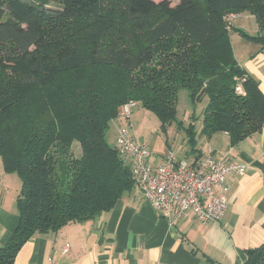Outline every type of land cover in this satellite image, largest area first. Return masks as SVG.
I'll list each match as a JSON object with an SVG mask.
<instances>
[{"label":"trees","instance_id":"16d2710c","mask_svg":"<svg viewBox=\"0 0 264 264\" xmlns=\"http://www.w3.org/2000/svg\"><path fill=\"white\" fill-rule=\"evenodd\" d=\"M229 12L253 16L257 33L229 27ZM231 30L264 50V0H0V156L22 182L0 264H14L35 235L109 213L139 188L107 139L129 100L166 131L184 126L187 89L203 103V135L227 132L237 145L261 130L264 93L239 64ZM185 130L195 142V125ZM244 264H264V243Z\"/></svg>","mask_w":264,"mask_h":264},{"label":"crops","instance_id":"0c3cea01","mask_svg":"<svg viewBox=\"0 0 264 264\" xmlns=\"http://www.w3.org/2000/svg\"><path fill=\"white\" fill-rule=\"evenodd\" d=\"M235 56L264 93L261 46L254 44L241 57L235 51ZM190 115L177 128L185 131L179 136L181 142L169 145L179 158L192 162L212 153L247 166L244 174L229 177V205L223 220L185 217L172 223L136 188L109 213L35 235L18 251L14 264H244L247 250L264 243V123L260 131L231 145L227 132L203 135V115ZM191 123L197 132L193 143L185 130ZM119 124L114 122L115 136ZM150 152L155 163L167 154ZM21 184L17 173L5 170L0 156V248L10 242L20 222L16 200Z\"/></svg>","mask_w":264,"mask_h":264},{"label":"built area","instance_id":"2783aa9c","mask_svg":"<svg viewBox=\"0 0 264 264\" xmlns=\"http://www.w3.org/2000/svg\"><path fill=\"white\" fill-rule=\"evenodd\" d=\"M243 16V12H229L224 18L230 27ZM236 90L242 92V85H237ZM136 105V101L129 100L122 106L117 116L120 124L115 145L131 165L144 198L160 216L172 223L185 217L202 221L223 220L229 205V177L244 174L246 164L212 153L190 162L179 158L172 149L162 162L151 161L147 145L138 141L128 129Z\"/></svg>","mask_w":264,"mask_h":264},{"label":"rangeland","instance_id":"374dc122","mask_svg":"<svg viewBox=\"0 0 264 264\" xmlns=\"http://www.w3.org/2000/svg\"><path fill=\"white\" fill-rule=\"evenodd\" d=\"M161 1V0H155ZM172 5H175L179 0H169ZM245 16L241 17L238 22L234 25L243 29L246 33L250 35H255L257 33L258 25L254 17L249 15L247 12H244ZM234 26H231L233 28ZM230 38L233 46L234 53L238 55H244L253 49L255 43L249 41L248 39L242 37L239 33L231 30ZM195 115L199 114V117L203 115V103L194 104L192 99L189 96V91L187 89H182L179 93V104H178V118L180 120L188 121V114L193 113ZM193 115V114H192ZM190 115V117L192 116ZM113 119L112 123L114 125ZM203 120V116L201 121ZM132 125L128 126V129L131 134H134L136 139L146 143L150 151L162 155L167 153L171 147L169 145L176 146V143L181 142L179 137L181 134L184 135L185 131L181 130L178 132L176 123L170 125L166 131L162 129L161 121L159 118L151 111L145 109L140 104L133 108L132 116ZM201 123L198 126H201ZM178 132V133H177ZM116 136L114 133L109 130L107 139L111 144L115 143ZM174 137H177L175 140ZM176 142V143H175ZM73 150L76 155H80V145L75 142L73 145Z\"/></svg>","mask_w":264,"mask_h":264}]
</instances>
